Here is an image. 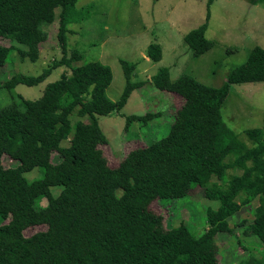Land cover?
<instances>
[{
    "label": "trees",
    "instance_id": "trees-1",
    "mask_svg": "<svg viewBox=\"0 0 264 264\" xmlns=\"http://www.w3.org/2000/svg\"><path fill=\"white\" fill-rule=\"evenodd\" d=\"M92 6L78 8V0H0V69L12 59L15 46L22 58L38 59L56 9L63 51L39 74L14 73L1 87L35 86L55 68H71V74L48 82L36 99L17 95L0 108V264H219L217 234L234 235L229 218L256 198L253 219L241 225L247 236L264 242V129H247L248 144L221 115L232 84L264 81V47L254 46L221 86L187 73L172 80L170 69L161 67L153 84L183 98L170 132L110 166L98 116L120 112L142 82L132 80L136 64L122 59L126 84L112 100L107 95L111 67L100 60L83 61V52L76 49L68 55L69 26L90 19ZM207 26L204 22L184 36L193 56L214 47ZM147 56L160 61L161 45L150 44ZM74 115L80 117L75 123ZM157 115H126V127L134 121L148 124ZM55 152L59 162L52 161ZM4 155L18 165L5 167ZM35 167L42 174L30 180L25 174ZM235 168L242 172L228 177ZM55 186L60 187L57 195ZM198 187L219 201L207 210L208 228L198 235L184 222L166 227L152 204L184 198ZM40 225L45 228L26 234ZM238 264L264 261L251 257Z\"/></svg>",
    "mask_w": 264,
    "mask_h": 264
},
{
    "label": "rangeland",
    "instance_id": "rangeland-1",
    "mask_svg": "<svg viewBox=\"0 0 264 264\" xmlns=\"http://www.w3.org/2000/svg\"><path fill=\"white\" fill-rule=\"evenodd\" d=\"M86 5H93L94 15L69 26L68 55L76 49L83 52V61L100 60L111 67L113 79L107 95L112 100L119 98L126 84L122 59L136 64L132 80L142 82L120 112L98 116L107 138L101 147L110 166H116L130 150L170 132L183 98L153 84L152 76L161 67L170 69L172 80L187 73L207 85L221 86L229 73L247 59L254 46L264 47V0H78V8ZM59 13L60 10L56 9V20L46 27L48 37L40 45L38 59L22 58L18 46H15L12 59L0 69V83L14 73L37 75L54 59L63 56L58 37ZM204 22L208 24L206 36L214 42V47L200 56H193L184 36ZM152 43L162 48V59L158 62L147 56V48ZM62 73L71 74V68L59 66L46 81L35 86L22 84L11 91L0 86V108L17 95L36 99L47 83L58 79ZM147 112L160 115L148 124L134 121L129 128L126 127V115ZM221 115L224 123L250 144L245 131L254 127L264 129V81L232 84ZM71 119L75 123L80 117L74 115ZM63 144H69V140ZM60 159L56 152L52 155L53 162ZM2 161L5 167L18 165V161L9 155H4ZM241 172L239 168L229 169L227 176ZM41 174V169L35 167L25 175L31 180ZM59 190L60 187L55 186L52 192L57 195ZM46 204L47 200L43 198L41 205ZM258 204L256 198L229 218L235 236L225 232L217 234L219 264H238L251 257L264 261V242L255 235L247 236L241 225L243 221L246 225L253 219V209ZM218 205L219 201L207 198L204 189L198 187L184 198L163 200V203L156 200L152 208L163 215L166 227L184 222L200 235L208 228V208H217ZM44 228V225L31 227L26 234Z\"/></svg>",
    "mask_w": 264,
    "mask_h": 264
}]
</instances>
